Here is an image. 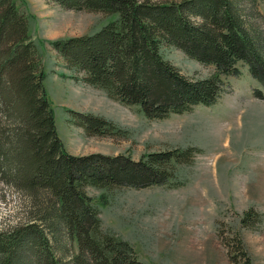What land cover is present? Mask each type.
Instances as JSON below:
<instances>
[{"label":"trees","instance_id":"trees-1","mask_svg":"<svg viewBox=\"0 0 264 264\" xmlns=\"http://www.w3.org/2000/svg\"><path fill=\"white\" fill-rule=\"evenodd\" d=\"M53 1L117 14L94 33L49 44L68 69L83 73L84 83L123 105H139L149 119L214 103L225 91L224 77L240 74V61L264 86V12L257 15L261 27L255 18L251 22L242 0ZM245 1L252 7L257 2ZM161 42L214 71L203 78L182 74L162 57ZM44 79L28 18L14 0H0V183L28 197L24 216L0 227V264H144L129 242L102 228L86 188L178 184L176 164L189 162L194 148L152 151L137 160L128 154L69 153L57 135ZM253 93L264 98L260 89ZM69 112L87 136L116 129L99 115ZM252 216L250 208L241 222L249 226ZM68 241L77 251L65 258L61 245Z\"/></svg>","mask_w":264,"mask_h":264},{"label":"rangeland","instance_id":"rangeland-1","mask_svg":"<svg viewBox=\"0 0 264 264\" xmlns=\"http://www.w3.org/2000/svg\"><path fill=\"white\" fill-rule=\"evenodd\" d=\"M14 1L28 18L56 132L69 153L128 154L137 160L152 151L195 150L189 162L176 164L178 184L113 191L88 186L102 228L129 242L144 264H264V98L253 93L260 89L264 95V86L248 66L240 61V74L224 77L225 91L214 103L149 119L139 105H123L84 83L83 73L68 69L49 44L94 33L117 18L116 13L70 9L53 0ZM241 5L251 22L255 18L263 27L257 15L264 12V0H257L255 7L245 0ZM160 53L189 77L203 78L214 71L164 42ZM69 110L99 115L116 129L87 136L73 124ZM27 200L0 183V227L24 216ZM250 208L252 221L246 226L241 217ZM61 247L65 258L77 251L73 241Z\"/></svg>","mask_w":264,"mask_h":264}]
</instances>
